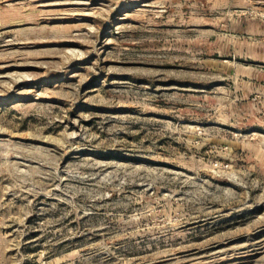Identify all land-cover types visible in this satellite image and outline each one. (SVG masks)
Segmentation results:
<instances>
[{"label":"rangeland","instance_id":"rangeland-1","mask_svg":"<svg viewBox=\"0 0 264 264\" xmlns=\"http://www.w3.org/2000/svg\"><path fill=\"white\" fill-rule=\"evenodd\" d=\"M0 264H264V0H0Z\"/></svg>","mask_w":264,"mask_h":264}]
</instances>
